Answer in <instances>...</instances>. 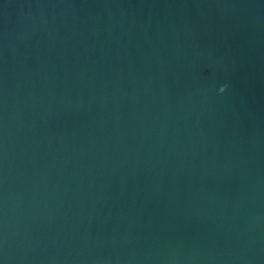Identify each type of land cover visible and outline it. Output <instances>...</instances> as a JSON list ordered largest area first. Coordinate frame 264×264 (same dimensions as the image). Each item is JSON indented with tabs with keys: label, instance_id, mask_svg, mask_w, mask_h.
<instances>
[{
	"label": "water",
	"instance_id": "water-1",
	"mask_svg": "<svg viewBox=\"0 0 264 264\" xmlns=\"http://www.w3.org/2000/svg\"><path fill=\"white\" fill-rule=\"evenodd\" d=\"M0 264H264V0H0Z\"/></svg>",
	"mask_w": 264,
	"mask_h": 264
},
{
	"label": "clouds",
	"instance_id": "clouds-1",
	"mask_svg": "<svg viewBox=\"0 0 264 264\" xmlns=\"http://www.w3.org/2000/svg\"><path fill=\"white\" fill-rule=\"evenodd\" d=\"M220 91L223 92L224 91V88H221Z\"/></svg>",
	"mask_w": 264,
	"mask_h": 264
}]
</instances>
